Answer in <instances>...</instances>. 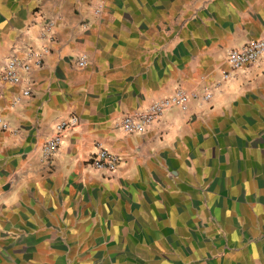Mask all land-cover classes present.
I'll return each instance as SVG.
<instances>
[{
	"label": "crops",
	"instance_id": "1",
	"mask_svg": "<svg viewBox=\"0 0 264 264\" xmlns=\"http://www.w3.org/2000/svg\"><path fill=\"white\" fill-rule=\"evenodd\" d=\"M47 19L31 95L0 92V264H264V57L223 78L228 51L262 34L264 0H0V64L40 47ZM204 87L208 102L144 133L119 128ZM70 114L79 124L42 162ZM97 141L116 171L91 167Z\"/></svg>",
	"mask_w": 264,
	"mask_h": 264
},
{
	"label": "built area",
	"instance_id": "2",
	"mask_svg": "<svg viewBox=\"0 0 264 264\" xmlns=\"http://www.w3.org/2000/svg\"><path fill=\"white\" fill-rule=\"evenodd\" d=\"M55 22L53 19H47L43 22L39 38L43 40L40 47L26 45L12 52L0 64V92L4 84H25L20 88L21 97L31 95L30 75L34 70L44 64L45 56L51 51L50 44L54 41ZM264 57V30L262 34L254 39L247 40L239 47L232 48L226 56V63L229 71L223 72V78L230 77L231 73L245 66L254 64ZM87 64V57L81 54L77 59V65L83 67ZM212 96V91L208 87L195 90H184L176 88L173 93L157 98L147 106L137 109L130 114H124L120 120L119 128L126 134H141L168 110L179 108L186 110L191 101L208 102ZM79 124V117L76 114H70L68 117L59 120L54 125V130L41 145L40 160L47 162L58 151L64 134ZM0 125L6 129L8 123L0 117ZM95 152L90 158V165L93 169L102 172L112 173L116 171L121 157L105 147L101 142H95Z\"/></svg>",
	"mask_w": 264,
	"mask_h": 264
}]
</instances>
